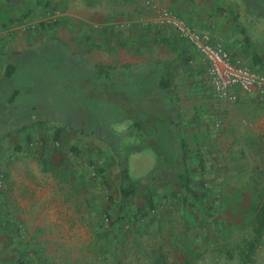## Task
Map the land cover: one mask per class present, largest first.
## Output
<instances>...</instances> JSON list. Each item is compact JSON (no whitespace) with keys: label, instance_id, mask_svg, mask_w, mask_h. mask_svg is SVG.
I'll return each instance as SVG.
<instances>
[{"label":"rangeland","instance_id":"1","mask_svg":"<svg viewBox=\"0 0 264 264\" xmlns=\"http://www.w3.org/2000/svg\"><path fill=\"white\" fill-rule=\"evenodd\" d=\"M23 1L30 6L0 3V264H240L264 205V102L244 93L234 101L219 97L205 63L184 59L173 71V94L164 100L173 98L176 125L157 122L149 133L171 157L174 142L183 140L190 188L152 184L122 198L118 161L105 142L67 127L57 134L62 127L57 121L13 129L15 118L36 101L48 99L63 111L81 97L70 89V77L81 76L85 68L78 71L58 41L60 33L68 36L60 10L50 0ZM35 1L44 7L32 22ZM148 1L175 11V0H105L122 8L119 30L128 27L134 4L151 11ZM202 1L210 5L211 0ZM149 17L155 25L153 12ZM223 20L224 35L217 41L227 42L234 58L264 71V18L248 13ZM24 47L36 50V56L27 62L11 56ZM98 54L78 57L90 66L115 60ZM8 61L17 65L10 80L3 78ZM145 68L133 77L126 74L131 84H156L157 74L146 76ZM62 84L67 89L59 93ZM14 89L20 92L7 104ZM90 108L95 114L104 111L95 101ZM248 124L254 130L246 137ZM129 127L123 122L114 130ZM154 160L149 148L133 154L131 173L144 176ZM253 264H264V235Z\"/></svg>","mask_w":264,"mask_h":264},{"label":"trees","instance_id":"2","mask_svg":"<svg viewBox=\"0 0 264 264\" xmlns=\"http://www.w3.org/2000/svg\"><path fill=\"white\" fill-rule=\"evenodd\" d=\"M20 0H0V3L15 5ZM246 10L255 17H264V0H243ZM167 43V42H166ZM67 54L73 58V66L85 67L81 76L70 77L69 87L76 97L63 111H57L48 99H41L27 108L24 116H18L14 121L15 130L24 129L33 124L45 121H57L62 124L56 129L59 134L62 128L83 135L93 136L105 142L114 152L120 171L119 192L122 198L136 194L143 186L152 184L169 183L189 189L191 177L187 167V148L181 138L174 142L172 157L166 152L157 138L149 133V127L157 122L165 121L176 125L175 106L170 97L165 103V97L171 96L174 91L173 74L164 63H153L145 67L89 65L85 59L74 55L65 48ZM34 49L13 52L12 57L27 62L36 56ZM77 59H75V57ZM66 57V56H65ZM75 59V61H74ZM72 61V60H71ZM66 65V64H62ZM154 68L153 72L149 68ZM145 75L157 74L158 80L154 86L145 88L143 83L131 84L130 77L136 76V70H144ZM17 69L13 61L6 64L4 79L10 80ZM79 74V73H78ZM143 79H145V77ZM62 82L63 79L59 78ZM59 93L67 89L65 84L60 85ZM19 89H14L7 99V104L14 102L19 94ZM97 102L103 112L95 114L90 108L91 102ZM128 122L130 127L123 133L114 130L116 124ZM153 150L155 160L152 168L142 177L134 176L130 171V158L135 153H142L146 149ZM254 239L246 243L242 251L240 264H253L257 251L263 245L264 235V205L255 215Z\"/></svg>","mask_w":264,"mask_h":264},{"label":"crops","instance_id":"3","mask_svg":"<svg viewBox=\"0 0 264 264\" xmlns=\"http://www.w3.org/2000/svg\"><path fill=\"white\" fill-rule=\"evenodd\" d=\"M23 2L20 0L15 5L2 4L6 7L23 8L28 5ZM49 5L60 10L59 15L63 18L62 27L68 32L67 37L60 33V39L58 38L64 49L67 48L76 56L84 57L86 52L92 51L99 52V56L108 54L115 58L110 63L105 62L106 64L100 63V65L145 67L158 62L167 65L173 74V71L176 72L184 64V59L189 57L190 64L192 58L196 61L201 60L191 45L179 38L173 29L159 27L155 23L153 25L149 17L152 12L149 9L144 10L142 7H136L137 3L130 8L131 11L128 14L126 13L129 15V20H126L128 27L125 26L123 30H119L116 25L118 17H122L120 13L122 8L108 6L105 0H50ZM174 5V13L198 30L208 32L213 40H217V36L221 38L220 36L224 32L223 17L230 20L231 17L241 18L248 15L243 0H211L210 5H205L202 0H175ZM31 6L35 7V11L32 10L33 13L29 19L35 22L37 21L35 18L42 14L44 3L35 1V3H31ZM141 8L142 12H138ZM221 16L223 17L221 18ZM28 22L30 23V21ZM212 31H216V35ZM20 33L26 34L25 31H20ZM52 40L57 41L54 37ZM163 45L167 47L162 48ZM27 48L29 47H24L25 50L20 51L32 49ZM224 48L232 55V48L227 42H225ZM119 56L121 57L118 59ZM124 56L128 59L124 60ZM110 60L112 59L110 58ZM249 66L260 71L263 70L259 67ZM153 70L150 71L153 72ZM236 92L244 93L239 89ZM244 94L255 98L250 94ZM253 130L252 124L246 125L243 128L244 135L252 136ZM256 131L255 129L254 135L257 133Z\"/></svg>","mask_w":264,"mask_h":264},{"label":"built area","instance_id":"4","mask_svg":"<svg viewBox=\"0 0 264 264\" xmlns=\"http://www.w3.org/2000/svg\"><path fill=\"white\" fill-rule=\"evenodd\" d=\"M147 5L153 12V21L157 26L173 29L179 38L199 54L206 65L209 82L219 97L234 101L237 99L236 90L239 89L257 101L264 102L263 71L234 58L208 32L198 30L166 6L149 1Z\"/></svg>","mask_w":264,"mask_h":264}]
</instances>
